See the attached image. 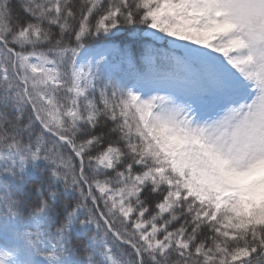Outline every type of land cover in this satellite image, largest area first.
Masks as SVG:
<instances>
[{
  "label": "snow or ice",
  "instance_id": "obj_1",
  "mask_svg": "<svg viewBox=\"0 0 264 264\" xmlns=\"http://www.w3.org/2000/svg\"><path fill=\"white\" fill-rule=\"evenodd\" d=\"M0 237V264H264V0H0Z\"/></svg>",
  "mask_w": 264,
  "mask_h": 264
},
{
  "label": "trees",
  "instance_id": "obj_2",
  "mask_svg": "<svg viewBox=\"0 0 264 264\" xmlns=\"http://www.w3.org/2000/svg\"><path fill=\"white\" fill-rule=\"evenodd\" d=\"M127 41V38L124 34H117L115 37H112L110 39H105V40H98L94 42L91 47L95 48L97 46H115V47H120L123 43ZM0 244H3V239L0 237Z\"/></svg>",
  "mask_w": 264,
  "mask_h": 264
},
{
  "label": "rangeland",
  "instance_id": "obj_3",
  "mask_svg": "<svg viewBox=\"0 0 264 264\" xmlns=\"http://www.w3.org/2000/svg\"><path fill=\"white\" fill-rule=\"evenodd\" d=\"M103 46H97L95 47L96 49H99V48H102ZM107 47H110V46H107Z\"/></svg>",
  "mask_w": 264,
  "mask_h": 264
}]
</instances>
